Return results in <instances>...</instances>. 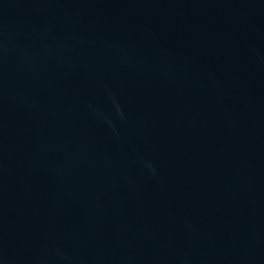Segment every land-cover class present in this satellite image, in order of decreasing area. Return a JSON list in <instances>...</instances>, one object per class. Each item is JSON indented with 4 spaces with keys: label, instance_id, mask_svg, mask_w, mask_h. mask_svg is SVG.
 <instances>
[{
    "label": "water",
    "instance_id": "95a60500",
    "mask_svg": "<svg viewBox=\"0 0 264 264\" xmlns=\"http://www.w3.org/2000/svg\"><path fill=\"white\" fill-rule=\"evenodd\" d=\"M0 264H264V0H0Z\"/></svg>",
    "mask_w": 264,
    "mask_h": 264
}]
</instances>
